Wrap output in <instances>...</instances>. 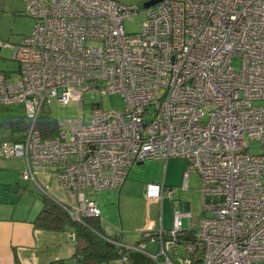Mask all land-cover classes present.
I'll return each mask as SVG.
<instances>
[{
  "label": "built area",
  "instance_id": "1",
  "mask_svg": "<svg viewBox=\"0 0 264 264\" xmlns=\"http://www.w3.org/2000/svg\"><path fill=\"white\" fill-rule=\"evenodd\" d=\"M20 1L34 28L20 45L0 41L18 64L14 76L0 72V106H23L29 125L20 141L0 142V161L22 159L25 181L55 177L75 195L77 207L66 211L80 222L100 216L85 191L117 190L132 166L150 159H185L201 179V264H264V0H163L148 9L119 0ZM140 13V32L128 34L124 22ZM85 94L119 95L125 109L98 103L89 124L59 123L57 136L43 139L42 109H81ZM164 194L173 201L163 183L146 185L149 201ZM184 219L191 226L188 211H175L158 239L165 264L193 263L194 244L175 253L177 263L166 254Z\"/></svg>",
  "mask_w": 264,
  "mask_h": 264
},
{
  "label": "crops",
  "instance_id": "2",
  "mask_svg": "<svg viewBox=\"0 0 264 264\" xmlns=\"http://www.w3.org/2000/svg\"><path fill=\"white\" fill-rule=\"evenodd\" d=\"M16 72H14V75ZM4 73L6 74L7 72ZM8 76L13 75L9 72ZM11 136L12 134L9 130L0 127V140L9 141ZM156 160L161 165L162 159ZM167 163H174V161L170 159L165 161L164 167H166ZM179 163H182V161ZM167 167L168 169L162 174L161 179H155L153 183L149 184L163 183L165 187L172 189L174 194L177 190H187V171L191 169L187 161L183 165H180L178 170H169L168 165ZM24 169L25 163L22 159L15 158L0 161V172L5 173H2L4 178L3 182H0V264H52L59 261L73 264L74 259L72 257L75 251V233L73 230L68 227H64L62 230L39 229L34 225V221L42 209L43 195L53 198L65 205L66 209H69L67 203L51 193V191L56 193V189L61 186L55 177H49L44 173H38L35 176V180L25 181L22 178ZM42 179L46 183H43ZM53 182H55L58 188L52 186ZM32 184L41 191V197L39 200L33 198V202L29 204L23 198L34 194L33 191L35 189L32 188ZM127 186L125 182L117 190L102 191L103 193L118 191L117 194L110 193V195L100 197L97 194L102 192H97L91 195V198L97 202L100 209V216L98 217L100 228L105 236L116 241L117 244L127 248L136 247L125 254L128 259L127 264L165 263L164 257L155 253H149L148 248L156 244L160 248L158 239L166 236V233L172 229L173 222L171 226H167L160 215H152L150 211L146 218L139 221L138 219H134L135 214L132 213L131 207L125 199ZM146 200L149 207L151 205L158 207L164 201H170L166 194L163 195L161 201H149L147 198ZM70 219L78 222L72 218ZM148 226L150 227L148 228ZM71 235H73V239H71ZM142 238L143 241L141 242ZM142 245L145 248L141 251L138 250V247ZM167 257L170 260L173 257L175 259L174 263H177L176 256L167 255ZM118 261L121 264L122 261Z\"/></svg>",
  "mask_w": 264,
  "mask_h": 264
},
{
  "label": "rangeland",
  "instance_id": "3",
  "mask_svg": "<svg viewBox=\"0 0 264 264\" xmlns=\"http://www.w3.org/2000/svg\"><path fill=\"white\" fill-rule=\"evenodd\" d=\"M149 0H119L120 3L124 5H136L138 8L143 9L142 5ZM144 14L140 13L131 17L124 22V29L128 34H137L141 30V24L144 21ZM34 28V21L29 18L24 13V5L20 0H0V41L3 43H9L13 46L22 44L23 39L28 37ZM18 64L16 61L12 60V53L10 49L2 48L0 50V72H9L14 76V72L17 71ZM101 105L103 110H116L118 112H123L125 109V104L121 96L113 95L111 97H102L94 95V98L90 94H85L83 98V106L81 109L75 102L69 105H61L56 102L52 103L50 106H46L42 109V112L48 115L51 119L57 121V123L66 124L81 120L83 117L84 123L89 124L92 117L93 106L98 104ZM254 106H259L261 103L253 102ZM24 118L25 109L23 106H0V124L8 118ZM66 128H63V131ZM248 147L252 154L260 153V145L257 142H248ZM171 161L174 163H167L169 170H178L180 165L185 163V159L172 158ZM182 161V163L176 161ZM158 160L150 159L142 163L141 165L135 164L129 171L128 178L126 181L127 189L125 191L126 197L131 211L134 215V219L142 220L147 217L150 211L152 215H160L167 226H171L173 222V214L175 211L186 210L191 215V226H188L187 219L183 220L184 229H191L193 231L197 230L198 224L203 217V204L201 195V179L198 174L195 173L193 169H189L188 179V189L181 191L177 190L173 196V201H164L158 207L147 205V200L145 197V187L149 183H153L155 179H161L162 174L168 169L167 165L164 167L165 160H161V165L157 163ZM20 164V162H18ZM3 173V172H2ZM0 172V182H3L5 173ZM6 180V179H5ZM43 183H46L42 179ZM22 182V181H21ZM23 183V182H22ZM25 184V183H24ZM52 186L57 187L55 182ZM60 187V186H59ZM34 194L30 196H25L26 203L33 202V198L38 200L41 197V191L32 184ZM58 188V187H57ZM61 188V189H60ZM56 189V193L52 192L57 198L68 204L69 209L74 210L77 206L76 199L74 195L60 187ZM110 193L117 194L118 191H108L105 193H99L100 197H105L110 195ZM85 194L91 198V193L85 191ZM185 205H187L185 207ZM186 208V209H185ZM210 216V215H208ZM172 228V227H171ZM154 247V248H153ZM182 248H179L181 251ZM159 245H152L148 248V252L151 254H159ZM153 252V253H152ZM171 260L175 262V259L171 257ZM109 264H120L119 261H112ZM165 264V263H162Z\"/></svg>",
  "mask_w": 264,
  "mask_h": 264
},
{
  "label": "trees",
  "instance_id": "4",
  "mask_svg": "<svg viewBox=\"0 0 264 264\" xmlns=\"http://www.w3.org/2000/svg\"><path fill=\"white\" fill-rule=\"evenodd\" d=\"M142 8H144L143 5ZM28 125L26 117H8L0 124V127L11 132L10 142H18L26 133ZM36 128L41 132L43 139H48L57 136L59 123L42 112L38 117ZM98 219L92 217L84 218L80 222H74L70 219L65 205L49 196L43 195L42 209L35 219L34 225L39 229L50 230H62L64 227L71 228L75 233L73 264H109L112 261L121 260L122 256L129 250L124 247H118L116 241L105 236L100 228ZM194 232L193 230L184 229L177 236L174 247L166 254L175 256V253L178 252L181 255L184 253V247L187 244H194L196 249L192 255V264H201L202 247L197 243ZM179 248H182L181 251ZM52 264H66V262L59 261Z\"/></svg>",
  "mask_w": 264,
  "mask_h": 264
},
{
  "label": "water",
  "instance_id": "5",
  "mask_svg": "<svg viewBox=\"0 0 264 264\" xmlns=\"http://www.w3.org/2000/svg\"><path fill=\"white\" fill-rule=\"evenodd\" d=\"M163 0H149L147 2L144 3L143 7L148 9V8H152L155 7L156 5H158L160 2H162ZM142 163H139L138 165H141Z\"/></svg>",
  "mask_w": 264,
  "mask_h": 264
}]
</instances>
